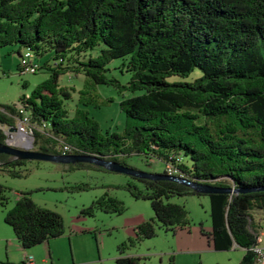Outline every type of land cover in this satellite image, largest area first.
<instances>
[{
  "label": "trees",
  "instance_id": "trees-1",
  "mask_svg": "<svg viewBox=\"0 0 264 264\" xmlns=\"http://www.w3.org/2000/svg\"><path fill=\"white\" fill-rule=\"evenodd\" d=\"M6 46L15 47L20 61L29 53L39 70L37 57L51 54L52 62L43 66L50 76L18 101L35 125H47L44 132L34 131L37 151L62 155L64 144L70 154L125 166L136 155L164 164L181 159L177 166L186 179L241 190L207 195L177 182L131 177L118 187L150 201L155 215L119 245L117 264H141V257L126 251L155 238L159 228L175 233L190 227L185 206L171 202L177 196H208L212 232L201 234L216 251L235 244L244 249L239 264L256 263L250 251L256 244L252 212L264 214V0H0V49ZM118 59L121 71L132 74L127 85L109 75V64ZM196 72L201 76L188 81ZM64 74L131 94L121 102L124 131L105 135L85 110L72 114L66 103L74 89L59 84ZM17 106L0 104V144L21 116ZM28 161L0 153V172L21 179ZM83 168L107 171L92 163L69 164L70 170ZM7 192L0 184L1 211L9 203ZM31 196L22 193L5 215L26 250L65 232L62 216ZM126 210L105 193L81 215Z\"/></svg>",
  "mask_w": 264,
  "mask_h": 264
},
{
  "label": "rangeland",
  "instance_id": "rangeland-1",
  "mask_svg": "<svg viewBox=\"0 0 264 264\" xmlns=\"http://www.w3.org/2000/svg\"><path fill=\"white\" fill-rule=\"evenodd\" d=\"M93 54L97 55L98 50ZM19 61L15 47L6 46L0 49L2 105L17 104L22 96L29 97L33 90L50 76L49 70L43 68L46 62H52L49 52L37 57L39 65L42 66L37 73H22ZM121 64V59L109 64V75L122 85H127L132 74L121 71ZM199 76L200 72H196L188 81H193ZM179 80L182 79L173 78L170 82ZM59 84L74 89L72 99L66 103L72 114L77 108L85 110L99 123L105 135L124 131L128 122L121 102L131 94H123L115 86L95 85L83 75L64 74L59 78ZM27 143V140L22 141V144ZM32 149L37 151L35 147ZM126 162L129 167L139 171L164 173L166 170L164 163L152 157L130 156L126 158ZM21 170L26 173L21 179L0 172V184L8 189L9 198L7 208L0 210L1 232H8L10 237L13 236L12 228L5 225V215L25 192L32 193V200L38 206L59 213L65 223L62 237L28 250L37 264H117L115 260L120 257L119 245L128 243L129 238L134 237L136 226L154 218L150 201L136 200L129 192L118 187L132 180L130 176L122 173L92 168L70 170L69 165L48 161H28ZM80 184H87L90 188L83 192L72 189ZM105 193L121 200L127 209L126 212L115 215L98 211L94 217L81 215L84 208L92 205ZM171 202L185 206L189 212L190 227L178 229L175 233L165 232L161 227L157 230L155 238L145 239L135 247L129 248L127 255L141 257V264H171L172 259L174 264L241 263L245 250L234 247L226 252L216 251L207 236L201 234L202 230L205 233L212 232L208 196H177ZM1 232L0 238H4ZM0 245V261L9 258V252L12 251V263L21 264L23 252L16 244L8 246L4 240Z\"/></svg>",
  "mask_w": 264,
  "mask_h": 264
},
{
  "label": "water",
  "instance_id": "water-1",
  "mask_svg": "<svg viewBox=\"0 0 264 264\" xmlns=\"http://www.w3.org/2000/svg\"><path fill=\"white\" fill-rule=\"evenodd\" d=\"M17 126L9 128V134L5 144H0V153L10 155L18 160H29V161H48L54 163H62L63 165H69L74 163H92V165L106 168L109 172L122 173L130 177L137 179H147L151 181H172L181 183L187 187L194 189L197 193L213 195L217 193L234 194L241 190H234L232 188L226 189L221 187L212 186L211 184L197 183L194 180L181 178L179 176H167L165 173H152L146 171H139L136 168L122 165L120 162L109 161L101 157H93V155H52L40 151H33L34 138L29 139L27 144H22L17 133ZM17 141V142H16ZM236 247H239L235 244ZM244 250V249H243Z\"/></svg>",
  "mask_w": 264,
  "mask_h": 264
},
{
  "label": "built area",
  "instance_id": "built-area-1",
  "mask_svg": "<svg viewBox=\"0 0 264 264\" xmlns=\"http://www.w3.org/2000/svg\"><path fill=\"white\" fill-rule=\"evenodd\" d=\"M19 66L22 73H37L39 71V66L33 62L32 56L28 53H24L21 61H19ZM17 109L20 113V118L17 121V133L19 136L25 137V140L33 138L34 131L44 132L47 128L45 123L41 125H35L32 122L30 114L22 107L19 102L17 103ZM6 134H9V129H6ZM63 155H69L72 152V148L69 145L62 144ZM181 162V159H169L165 163L166 170L164 171L167 176H179L185 178L181 170L177 166ZM253 231V229H252ZM254 235L256 236V244L250 248V251L255 256V264H264V218L259 221L258 225L255 227ZM24 264H36L34 257L26 255L24 259Z\"/></svg>",
  "mask_w": 264,
  "mask_h": 264
},
{
  "label": "crops",
  "instance_id": "crops-1",
  "mask_svg": "<svg viewBox=\"0 0 264 264\" xmlns=\"http://www.w3.org/2000/svg\"><path fill=\"white\" fill-rule=\"evenodd\" d=\"M252 215L254 216V223H255V227L258 225L259 221H261V219L264 218V214L263 212H258V211H253L252 212ZM5 225L9 228L10 226H8L6 223ZM137 227V226H136ZM1 228V227H0ZM0 232H1V229H0ZM8 232H1L2 235H4L5 237L4 238H0V244H3L4 240L5 242L8 244V246H13L16 244V246H18V248H20V250L23 252V255H22V260H21V264H24V259H25V256L26 255H29V252L28 250L24 249L21 244L18 242V239L17 237L15 236V233L13 231V238L9 236V234H7ZM7 240V241H6ZM15 243V244H14ZM47 244V243H46ZM2 246V245H0ZM236 247V246H235ZM234 248V247H233ZM8 252H9V248H8ZM10 255H12V251L9 252V255L7 259H5V261H0V264H13L12 262L14 261H11L10 259ZM130 256H134V254H129ZM136 257V256H134ZM35 260V258H34ZM36 262V260H35ZM37 264V263H36Z\"/></svg>",
  "mask_w": 264,
  "mask_h": 264
},
{
  "label": "bare ground",
  "instance_id": "bare-ground-1",
  "mask_svg": "<svg viewBox=\"0 0 264 264\" xmlns=\"http://www.w3.org/2000/svg\"><path fill=\"white\" fill-rule=\"evenodd\" d=\"M28 55H29V53H28ZM19 137V139H21V140H25V137H23V136H18Z\"/></svg>",
  "mask_w": 264,
  "mask_h": 264
}]
</instances>
